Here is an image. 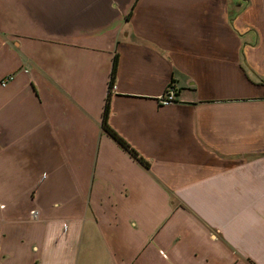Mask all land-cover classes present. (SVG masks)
<instances>
[{"label": "crops", "instance_id": "obj_1", "mask_svg": "<svg viewBox=\"0 0 264 264\" xmlns=\"http://www.w3.org/2000/svg\"><path fill=\"white\" fill-rule=\"evenodd\" d=\"M0 264H264V0H0Z\"/></svg>", "mask_w": 264, "mask_h": 264}, {"label": "trees", "instance_id": "obj_2", "mask_svg": "<svg viewBox=\"0 0 264 264\" xmlns=\"http://www.w3.org/2000/svg\"><path fill=\"white\" fill-rule=\"evenodd\" d=\"M116 67H117V58L116 56L113 58L111 72H110V80H109V94L111 91V88L113 87V83L115 80V74H116ZM108 115V97L105 100V105L103 107V114H102V127L103 130L108 133L125 151H127L134 159L140 161L137 159V154L113 131L111 130L107 123L106 118Z\"/></svg>", "mask_w": 264, "mask_h": 264}, {"label": "built area", "instance_id": "obj_3", "mask_svg": "<svg viewBox=\"0 0 264 264\" xmlns=\"http://www.w3.org/2000/svg\"><path fill=\"white\" fill-rule=\"evenodd\" d=\"M12 80V77H8L2 80L1 82V86L5 87L6 84ZM112 91L115 90V86L113 85V87L111 88ZM111 91V92H112ZM175 100V92L174 90H167V92L160 98V101L162 102L163 105H168L170 103H172Z\"/></svg>", "mask_w": 264, "mask_h": 264}]
</instances>
